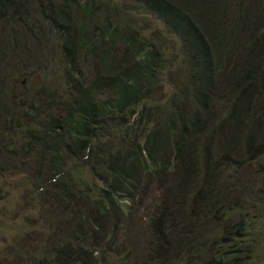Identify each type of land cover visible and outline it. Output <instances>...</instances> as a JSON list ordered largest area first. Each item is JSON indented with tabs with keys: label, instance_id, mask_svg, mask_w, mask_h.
Instances as JSON below:
<instances>
[{
	"label": "rangeland",
	"instance_id": "1",
	"mask_svg": "<svg viewBox=\"0 0 264 264\" xmlns=\"http://www.w3.org/2000/svg\"><path fill=\"white\" fill-rule=\"evenodd\" d=\"M9 1L25 14L30 31L18 30L19 40L27 33L21 43H0L5 88L0 112L7 108L18 117L10 123L8 116V126H1L9 134L0 142L7 145L0 147V264H264V94L243 107L251 124L235 120L240 91L229 81L236 74L219 79L222 91L212 102L200 99L196 89L180 90L185 75L203 81L201 68L175 35L165 34L161 19L130 4L133 0H87L86 40L99 32L98 25L118 20L126 25V20L147 38L161 30L170 48L150 96L124 111L89 117V144L80 149L68 126H61L68 107L82 99L87 109L115 102L122 70L115 57L125 56L130 72L138 57L110 49L114 61L109 65L94 47L92 55L85 54L86 45L79 54L85 57L73 61L66 44L76 27L78 0ZM244 1L260 7L264 0ZM40 9L51 10V16L63 12L54 16L58 29ZM4 27L2 38L8 40L9 24ZM72 46L78 53L79 46ZM226 115L233 130L226 125L222 140L213 132L200 138ZM194 123L181 149V169L139 171L129 188L114 175L112 161L121 157L119 166L126 164L131 151L151 144L149 135L159 146V168L172 162L174 137ZM178 184L180 193L185 184L181 212L169 202L179 193ZM75 245L79 256H73Z\"/></svg>",
	"mask_w": 264,
	"mask_h": 264
},
{
	"label": "trees",
	"instance_id": "2",
	"mask_svg": "<svg viewBox=\"0 0 264 264\" xmlns=\"http://www.w3.org/2000/svg\"><path fill=\"white\" fill-rule=\"evenodd\" d=\"M133 1L134 3L130 4L138 8L143 6L145 11L161 19L165 34H169L168 36L175 35L179 44L183 46L185 54H189V60L201 68L203 81H198L192 75H185L181 81L180 90L196 89L200 99L205 97L212 102L222 91V86L218 82L219 79L232 72L236 74V79L229 82L234 83L235 91H240V99L236 103L238 114L235 116V120L238 117L239 119L246 118L249 121L246 120L245 122L251 124L252 117L243 116L242 113L243 107L248 105L250 100L264 94V1L260 7H255L257 6L255 4L244 3V0ZM78 3L79 5L76 7L78 19L75 20L73 17L76 27L72 33H68L69 36L67 37L68 43L66 45L70 46L68 58L73 61L84 58V55L79 54H84L83 48L86 45H88L89 52L85 54L92 55L94 47L100 53V60L109 65H112L111 63L114 61L113 56L112 58L110 57L112 55L109 52L110 49L128 52L138 57L136 68L131 72L128 67L124 66L125 56L115 57V60L117 59L120 62L119 66L122 67V70L117 75V97L115 102L104 104L100 107L93 104L91 108L87 109L85 105L86 99H82L78 100L75 105L68 107L64 118H62L61 126H63L62 123L67 125L73 141L80 149H84L89 144V138L87 137L88 118H95L96 116L94 115L96 114L102 116L113 109L124 111L128 106H133L142 100L146 94L150 96L155 89L159 76L166 68L164 52L170 46L162 42L161 30L159 33L151 34L154 38H147L141 34L142 32L130 27L126 20L124 22L127 23L126 25H123L119 20L112 26L100 24L98 25L99 32L94 33L91 39L86 40L88 31L87 19L89 18L86 17L88 15L86 11L88 2L87 0H78ZM72 5L73 3H70L68 8L73 9ZM226 6L232 7V13ZM222 9H226V11L223 12ZM40 11L44 20L52 22L54 28L58 29L54 16L62 17L63 12H56L54 16H51V10L47 12L45 9H40ZM64 14H68V9H64ZM24 15L18 11L17 6H14L13 1L0 0V33L5 28L4 25L8 23L9 29L6 33L11 35L6 40L2 38L4 33H1L0 43L5 42L10 45H16L26 40L27 33L22 40L16 37L20 28L23 31H30L28 20ZM16 24L18 25L15 27ZM171 38L175 40L173 37ZM99 41L104 43L102 47ZM72 44L79 46L78 53ZM1 64L2 59L0 58V72L4 69ZM0 91H5L4 86L0 85ZM9 110L6 108L0 112V142H3L2 138L9 134L1 128L2 125L4 128L8 126L5 120L9 117L10 120L8 122L10 123L18 120L16 114L9 112ZM91 110L96 112L92 113ZM168 116L170 115H166V117ZM173 116H178L176 109ZM228 119L229 115H226L224 123L219 124V126H211L210 129L203 132L200 138L207 139L213 132L215 138L217 134L222 135V140L226 136V125L233 130L232 124ZM194 125L196 124H191L187 131L181 129L177 136L174 137L176 138L177 151H173L172 162L163 163L159 168L155 153V151H158L159 146H155L156 139L149 135L152 141L151 144L137 147L136 151H131L130 158L126 164L119 166L122 161L121 157H116L112 161L113 166L111 168L114 175L118 177L126 188H129V186L137 182L140 176L138 175L139 171L150 170L159 172L160 170H168L169 173L173 174L175 170L181 169L184 153L182 150L187 142V132ZM169 131L173 137L174 129L170 128ZM257 135L259 134L256 133ZM196 139L197 137H194V140ZM45 141L43 140L42 144ZM193 144L192 142L190 145L192 146ZM1 146L6 147L7 145L0 144ZM213 147L216 151L220 149L216 145ZM173 181L176 186L175 179ZM177 187L179 193H172V199L169 202H172L175 207L178 204L179 206H177L176 210L181 212L184 205L180 203V198L185 196V184L181 187V193L179 184ZM124 190L130 191L129 189ZM116 193L118 194V190H116ZM173 223V218H171L168 227L172 228ZM77 246H73V256L81 255L77 250Z\"/></svg>",
	"mask_w": 264,
	"mask_h": 264
}]
</instances>
